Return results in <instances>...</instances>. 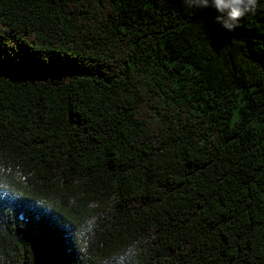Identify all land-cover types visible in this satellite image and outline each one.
<instances>
[{
  "label": "trees",
  "instance_id": "16d2710c",
  "mask_svg": "<svg viewBox=\"0 0 264 264\" xmlns=\"http://www.w3.org/2000/svg\"><path fill=\"white\" fill-rule=\"evenodd\" d=\"M217 15L0 0V264H264V0Z\"/></svg>",
  "mask_w": 264,
  "mask_h": 264
},
{
  "label": "clouds",
  "instance_id": "9594fccd",
  "mask_svg": "<svg viewBox=\"0 0 264 264\" xmlns=\"http://www.w3.org/2000/svg\"><path fill=\"white\" fill-rule=\"evenodd\" d=\"M187 6H191L188 0H184ZM202 7H214L218 15L215 22L229 31L235 30L239 26L240 20L247 14L254 13L257 0H197Z\"/></svg>",
  "mask_w": 264,
  "mask_h": 264
}]
</instances>
